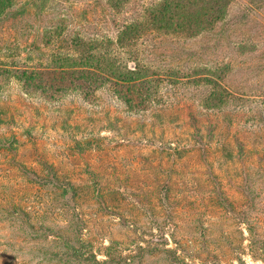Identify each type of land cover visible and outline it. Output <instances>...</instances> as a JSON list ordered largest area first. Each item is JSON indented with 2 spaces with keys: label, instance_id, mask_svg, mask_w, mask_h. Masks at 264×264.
<instances>
[{
  "label": "rangeland",
  "instance_id": "1",
  "mask_svg": "<svg viewBox=\"0 0 264 264\" xmlns=\"http://www.w3.org/2000/svg\"><path fill=\"white\" fill-rule=\"evenodd\" d=\"M155 2L15 0L0 47L116 41ZM133 48L156 75L140 111L108 88L93 103L48 102L16 81L0 91V264H80L59 257L80 245L106 264H173L168 251L264 264V0H231L210 31H148Z\"/></svg>",
  "mask_w": 264,
  "mask_h": 264
},
{
  "label": "trees",
  "instance_id": "2",
  "mask_svg": "<svg viewBox=\"0 0 264 264\" xmlns=\"http://www.w3.org/2000/svg\"><path fill=\"white\" fill-rule=\"evenodd\" d=\"M14 1L0 0V19L11 13ZM128 2L110 0L113 9L124 7ZM230 5L231 0H157L140 19L125 24L116 41L106 40L105 43L81 37L71 42L62 41L52 36L43 44L34 39L23 47L18 44L21 39L17 38L16 46H11L14 50L5 45L0 47V91L16 81L25 94L39 95L48 102H59L70 93H78L86 103H93L98 99L97 94L108 88L131 110H143L145 106L151 107L156 96L153 85L156 75L151 74L152 68L144 65L135 54L136 43L148 31L154 30L164 35L198 36L224 21ZM69 47L71 49L65 51ZM23 50L26 56H15ZM130 59L136 63L133 70L128 65ZM207 82L220 87L212 80ZM80 248H73L72 254L58 256H69L80 264L108 263L84 252L82 245ZM168 253L174 254L173 264H186L174 252ZM122 262L128 264L131 261L122 259Z\"/></svg>",
  "mask_w": 264,
  "mask_h": 264
}]
</instances>
